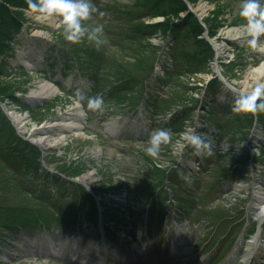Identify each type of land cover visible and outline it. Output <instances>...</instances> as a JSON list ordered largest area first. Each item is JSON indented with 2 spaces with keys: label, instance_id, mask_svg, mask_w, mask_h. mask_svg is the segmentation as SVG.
Segmentation results:
<instances>
[{
  "label": "rangeland",
  "instance_id": "1",
  "mask_svg": "<svg viewBox=\"0 0 264 264\" xmlns=\"http://www.w3.org/2000/svg\"><path fill=\"white\" fill-rule=\"evenodd\" d=\"M91 3L96 11L92 13L91 19L82 21L86 31L77 44L66 41L59 18L54 23H51V19L40 22L35 19L37 14L31 13L26 7L23 14L26 20L20 24L21 29L13 33V49L0 57V63L5 58L0 68L1 96H4L10 109L14 107L20 114L25 113L32 119L27 130L19 133L0 107V202L3 205L0 216H9L8 220L14 217L27 221L34 236L66 238L71 232L77 235V231L74 230V224L64 226V219L67 217L65 212L81 207L92 209L95 206V194L100 198L103 194L112 195L121 200H130V197L138 195H147L148 198L150 192L155 190L154 184L157 187L160 182L167 180L165 168L170 162L175 164L183 161L185 165L191 164L194 169L191 172L198 175L197 151L192 144L188 147L189 135L183 136L181 128L171 132L172 138L168 144L160 145L157 158L146 153V149L151 146V137L157 130L168 131L164 124L170 122V119L173 122L177 111H185V117L191 118L194 123L192 129L189 128L191 136L205 135L201 138L209 144L211 155L202 149L200 158L206 154L211 160V167L204 173H199L198 178L190 177L180 185L170 186L169 191H162L160 196L164 201L159 206L161 211H157L155 215L147 214L146 211L135 212L138 213L135 215L131 208H126L130 207V201L128 206L121 208L117 206L119 203L107 196L104 200L105 211L103 208L102 210L108 214L110 222H116L121 233L124 229H129L136 239H141L139 237L145 234L141 233L140 228H148L147 220L150 229L154 233L157 231L152 237L156 239L157 236L159 241L168 231L167 224L173 228L175 223L181 221L183 224L187 221L184 216L179 219L172 214L167 222L169 211L164 215V210L172 208L169 196H174L178 206L190 211V217L187 216L189 225L185 227L200 241L208 238L206 230L213 229L196 221L202 216L204 222L220 218V213H232L235 205H244L245 210H249L254 216L257 211L251 208L252 205L257 204L255 207L259 209L264 201V147L259 150L261 144L264 146V129L260 125H250L253 117L251 113L233 110L239 98L234 102L229 88L223 83H209L216 75L214 65L217 57L214 53L210 54L211 50L204 42L186 36L184 30L174 39L172 30L168 31L167 36L162 31L153 33L147 30L148 23L155 25L163 22L166 16H148L151 13V3L146 0H91ZM162 3H166L164 10L170 13L168 19L187 13L186 10H180L178 14H173V6L170 5L172 1ZM184 3L188 8L191 7L197 18L205 20L207 25L203 26L206 31L226 47L227 52L222 50L218 58L222 65L221 72L230 83L245 91L243 84L250 71L264 61V49L260 48V45H264V35L259 37L257 50L249 47L248 40L251 37L246 34L247 22L239 15L243 0H184ZM202 3L208 5L204 13L198 8ZM122 10L125 11L124 14L131 11L136 17H144H124ZM183 11L186 13L183 14ZM180 21L183 22V19H175L173 22ZM131 22L135 28H144L146 35L137 39L136 35L125 34L124 26ZM97 25L103 26L100 39L106 41L98 47L95 40L88 38ZM233 27L242 28V37L236 40L224 39L222 30ZM208 33L202 32V38ZM31 55L37 56L40 64L45 65L43 69L35 66L34 70H27L17 65L19 58L28 60ZM40 82L48 83L54 94L46 98L32 94V90ZM253 85L251 87L255 89L257 86ZM115 89H124L125 92L120 91L118 95L110 97L108 94H112ZM30 95H34V98L31 99ZM97 97L103 100V108L93 111L88 108V102ZM70 112L84 116L81 132L85 135L58 129L34 134L36 137L67 136L47 152L26 140L29 139V130L34 128V123L43 125L63 116L71 118L73 113L70 115ZM261 115L264 119V112ZM114 120L121 122L124 131L113 138L105 126L107 122ZM187 123L189 124L188 121ZM209 128L217 131V138L208 132ZM185 138L187 140L183 143L182 139ZM14 148L24 151V158L18 157ZM248 150L253 155L255 153L254 157L258 160H253L254 165L258 164L255 169L251 162L248 165L241 162L247 157L245 152ZM27 159L34 162L29 164ZM40 160L49 169H44ZM236 161H239L242 168L233 167L238 163ZM19 162H24V165ZM175 166L169 167L168 173ZM18 169L23 170L24 174L21 175ZM93 170L95 182L90 183L95 194L78 181L69 179L67 183L58 185L54 181L63 176L79 179ZM251 173L253 179L250 181ZM168 182L172 184L173 180L169 179ZM139 183L144 189L134 191V186ZM150 186L153 187L152 190ZM40 187H44L43 193ZM47 190L52 195L60 194L61 199L50 197L48 205L39 202ZM133 193L138 195H132ZM256 198H261L259 203H256ZM189 200L191 201L188 202ZM4 202L15 207L4 205ZM138 203L139 200L131 207H139ZM27 205L28 207H24ZM30 207L41 215L51 214L52 221L46 225L35 222ZM206 209L209 211L207 215L202 214ZM157 218L161 223H158ZM126 221H131V224ZM89 231L91 232V228ZM8 233L16 232L3 230L0 233V264H61L57 259L51 261L23 254L11 243H19V238H14L20 233ZM166 238L165 236L161 241L163 245ZM200 241L197 244L198 252L205 253V256L212 253L210 248L215 250L218 246L214 245L215 240L210 245L202 243L203 246Z\"/></svg>",
  "mask_w": 264,
  "mask_h": 264
},
{
  "label": "clouds",
  "instance_id": "2",
  "mask_svg": "<svg viewBox=\"0 0 264 264\" xmlns=\"http://www.w3.org/2000/svg\"><path fill=\"white\" fill-rule=\"evenodd\" d=\"M27 6L31 13L37 14L35 16L37 21L44 22L59 18V22L64 28V38L72 44L81 41L86 31L82 26V21L91 19L92 13L96 11L91 0H27ZM239 15L247 22L246 34L251 37L248 40L249 47L257 50L259 37L264 35V5H262L261 0H243ZM102 33L103 26L97 25L88 38L95 40L98 47L106 42L104 39H100ZM260 48L264 49V45H260ZM88 108L93 111L102 110L103 100L99 97L90 99ZM233 110L251 114L264 112V84L257 85L250 94L242 95L237 100ZM171 138L170 131L157 130L151 137V146L146 149V153L154 159L157 158L160 145L168 144ZM187 139L197 150L203 148L208 155H211L208 143L197 136L189 135ZM195 154L200 155L201 153L197 151Z\"/></svg>",
  "mask_w": 264,
  "mask_h": 264
},
{
  "label": "trees",
  "instance_id": "3",
  "mask_svg": "<svg viewBox=\"0 0 264 264\" xmlns=\"http://www.w3.org/2000/svg\"><path fill=\"white\" fill-rule=\"evenodd\" d=\"M171 1H172V4L168 3V4L173 6L172 7L173 11H171V13H173V14L177 13L178 14L180 12V10H186L187 16L186 17L179 16L177 18L168 19L167 16L170 13H168L167 11L164 10V9H166L164 7L166 3H162V2H166V0H156V1L146 0V2L151 3V5H150L151 13L148 14V16H153V17H154V15L155 16H157V15L166 16V18L163 20V22L155 23V25L154 24L151 25L148 23V25H147L148 29L147 30H151V31H153V33L157 32V31H162L164 36H167L168 31L172 30L175 37H179L180 32L182 30H184L186 36H192L198 42H204V45L209 47V49L211 50L210 54H212V49H211L208 41L206 39L200 37L202 32L205 31V28H204L203 24L201 23V21L192 12L189 11V8L187 7L186 3H184V0H171ZM141 4H144V3H139V5H141ZM13 7H18V9H14ZM26 7H28L27 6V0H1L0 1V57L5 56L7 51L13 49L12 43H11L13 33H15L17 30H20L21 29L20 24L26 20L25 19L26 17L23 15ZM121 12H122V14L125 13V11H123V10ZM130 15H133V16H130ZM134 15L135 14L132 13L131 11L130 12L127 11V14H124V17L130 16L131 19H133V18L142 19L144 17V16L143 17H141V16L136 17L137 15H135V16ZM148 16H145V17H148ZM175 19H178V20L183 19V22L180 21L179 23H174L173 21ZM143 23H144V21H143ZM132 25H134V24H132V22L126 24V26H124L123 32L125 34H128V35L129 34L130 35H136L137 39L141 36L146 35V33H144L146 31L144 28H141V27L135 28ZM136 27H138V26H136ZM169 28H171V29H169ZM210 32L212 35L214 34V32L212 30ZM134 38H136V37H134ZM4 60H5V58L3 57L2 62L0 63V68L4 63ZM95 75H97V74L95 73ZM214 81H217V80H214ZM120 91L123 92L124 89H115L114 92L112 93V95H114V94L118 95ZM1 95L2 94L0 93V99L5 100L4 96H1ZM187 119H189V117L181 118V120H179V121L175 120L173 123L174 128L176 130H179L181 128L180 130H182L184 123H185V120H187ZM15 142H18V141H15ZM14 151L17 152L18 157L24 158V155H23L24 151L16 149V148H14ZM28 160L29 159H27V161ZM19 163H22V162H19Z\"/></svg>",
  "mask_w": 264,
  "mask_h": 264
},
{
  "label": "bare ground",
  "instance_id": "4",
  "mask_svg": "<svg viewBox=\"0 0 264 264\" xmlns=\"http://www.w3.org/2000/svg\"><path fill=\"white\" fill-rule=\"evenodd\" d=\"M207 7H208V5L206 3H202L198 6L199 10H201L202 13H204V11L206 10ZM55 19L56 18L51 19V23H54ZM242 33H243V30H242V28H239V27L227 28V29L222 30V34L225 35V36H223V38L228 39V40H236V39L242 37ZM215 43L217 45L219 55H221L222 50H225V52H227V49L223 44H220L216 40H215ZM250 79H253V81ZM253 83L256 84V86L264 84V61L258 67H256L255 69L250 71V73L248 75V79L245 80V82L243 84L244 89L254 90V88L251 87V86H254ZM231 85H233V84L231 83ZM32 94L36 95L37 97L40 96V98H46V97L50 96L51 94H54V91H53L52 87H50L48 85V83L40 82V85L32 90ZM34 95H30V98L31 99L34 98L33 97ZM9 112L11 114L12 122L14 124H16V128L19 130V132L23 133L24 131H26L28 124L30 123V121L32 119H30L29 116H27L25 113L20 114V112H18V110L15 109L14 107L9 109ZM72 113L73 112H70V115ZM79 116L80 115L78 113L77 114L73 113L71 115V118L63 116V117H61V119H59L55 122L54 121H51V122L48 121V122L44 123L43 125L34 123V128L32 130H29V139L31 140V142H34L38 146H40L44 152H47L51 147L58 145L67 136L63 135L60 137H53V136H48V135H40V136L36 137L34 134L47 133V132L53 131L54 129H58L60 131L71 130L76 135H85L83 132H81L82 125H81V121L79 119ZM83 180L85 182H88L89 184H91L90 182H95V170L87 172L83 176ZM252 209L256 210L257 215L260 217V220L264 221V204L260 205L259 209L257 207H255V205H254L252 207ZM76 243H77V245L80 244L78 241ZM252 246H253V252L249 258H252L253 256H255L257 258L259 257V259H260L261 257H264V255H263L264 254V245L259 241L258 237L252 243ZM39 248H41V243H39ZM60 249H61V247H59L57 245H52V246H50V250L45 251L44 253L45 254H51V253L63 254L60 251ZM152 252H153V255H155V257L158 258V252H156L154 248H153ZM139 258H140V255H138V252L132 251L130 261H135Z\"/></svg>",
  "mask_w": 264,
  "mask_h": 264
},
{
  "label": "water",
  "instance_id": "5",
  "mask_svg": "<svg viewBox=\"0 0 264 264\" xmlns=\"http://www.w3.org/2000/svg\"><path fill=\"white\" fill-rule=\"evenodd\" d=\"M9 116L11 117V114L9 113ZM15 125V127H16V124H14Z\"/></svg>",
  "mask_w": 264,
  "mask_h": 264
}]
</instances>
